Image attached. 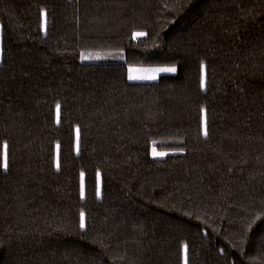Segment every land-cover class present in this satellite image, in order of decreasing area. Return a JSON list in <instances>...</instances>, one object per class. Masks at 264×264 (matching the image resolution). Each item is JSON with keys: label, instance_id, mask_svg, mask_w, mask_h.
Masks as SVG:
<instances>
[{"label": "trees", "instance_id": "1", "mask_svg": "<svg viewBox=\"0 0 264 264\" xmlns=\"http://www.w3.org/2000/svg\"><path fill=\"white\" fill-rule=\"evenodd\" d=\"M0 264H264V0H0Z\"/></svg>", "mask_w": 264, "mask_h": 264}, {"label": "snow or ice", "instance_id": "2", "mask_svg": "<svg viewBox=\"0 0 264 264\" xmlns=\"http://www.w3.org/2000/svg\"><path fill=\"white\" fill-rule=\"evenodd\" d=\"M144 35V33H133V36H142ZM81 59H92L91 56L85 57L83 55H81ZM176 67L175 65L170 66V67H160V68H152V69H129V75H128V79L133 80V79H143V78H147V79H154V73L155 72H169V73H174L176 72ZM203 70H204V65L201 64V88H204V75H203ZM134 72L136 73H147L148 75H138V74H134ZM60 105H57V108L59 109ZM203 111V109H202ZM153 156H163L165 155V153L162 152H156L155 150H153L152 153ZM7 164H4V168L7 169ZM83 175V174H82ZM84 195V190H83V185L81 186V197H83ZM97 195H99V174H98V180H97ZM81 218H80V228L84 229L85 228V221H84V213L80 214Z\"/></svg>", "mask_w": 264, "mask_h": 264}, {"label": "rangeland", "instance_id": "3", "mask_svg": "<svg viewBox=\"0 0 264 264\" xmlns=\"http://www.w3.org/2000/svg\"><path fill=\"white\" fill-rule=\"evenodd\" d=\"M160 67H170V66H157V67H128L127 68V80L129 81V82H154V81H156L157 79H158V77L159 76H161V75H171V74H174V73H169V72H155L153 75H154V79H147V78H143V79H133V80H130V79H128V75H129V69L130 68H132V69H134V70H136V69H152V68H160ZM134 74H138V75H148L147 73H136V72H134ZM153 150H155L156 152H159V151H157L156 149H154L153 147L150 149V156L152 157V158H162V157H164L165 155H166V153L165 152H162V153H165V155H163V156H153L152 155V153H153Z\"/></svg>", "mask_w": 264, "mask_h": 264}]
</instances>
